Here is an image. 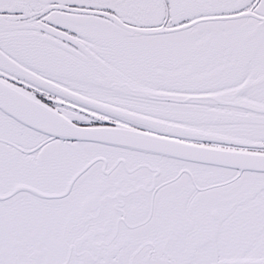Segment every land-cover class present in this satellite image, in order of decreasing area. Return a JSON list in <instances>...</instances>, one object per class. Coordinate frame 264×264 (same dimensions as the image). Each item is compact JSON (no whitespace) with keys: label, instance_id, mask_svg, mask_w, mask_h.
Here are the masks:
<instances>
[{"label":"snow or ice","instance_id":"obj_1","mask_svg":"<svg viewBox=\"0 0 264 264\" xmlns=\"http://www.w3.org/2000/svg\"><path fill=\"white\" fill-rule=\"evenodd\" d=\"M0 264H264V0H0Z\"/></svg>","mask_w":264,"mask_h":264}]
</instances>
